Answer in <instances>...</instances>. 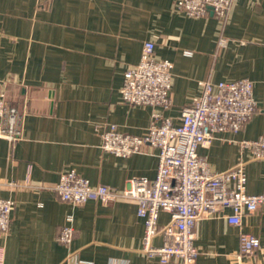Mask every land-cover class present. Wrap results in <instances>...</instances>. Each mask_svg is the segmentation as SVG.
<instances>
[{"label": "crops", "instance_id": "obj_1", "mask_svg": "<svg viewBox=\"0 0 264 264\" xmlns=\"http://www.w3.org/2000/svg\"><path fill=\"white\" fill-rule=\"evenodd\" d=\"M147 40L158 59L174 64L167 110L131 105L121 95L124 72L139 62ZM244 77L254 82L255 113L199 153L214 171L244 161L247 191L264 194V159L240 144L264 135V0H233L224 20L211 11L188 16L175 0H0V78L9 80L8 102L22 128L16 141L0 136V197L16 201L10 231L0 235L4 264H161L142 250L145 223L135 200L76 206L53 187L72 168L93 185L118 190L131 178L154 179L157 149L127 157L107 152L97 124L142 134L156 111L179 123L201 81ZM68 216L75 233L64 244L59 234ZM169 218L162 212L160 222ZM195 231L194 264H264V204L241 225L219 215L200 219ZM241 232L260 238L254 253H240Z\"/></svg>", "mask_w": 264, "mask_h": 264}, {"label": "built area", "instance_id": "obj_2", "mask_svg": "<svg viewBox=\"0 0 264 264\" xmlns=\"http://www.w3.org/2000/svg\"><path fill=\"white\" fill-rule=\"evenodd\" d=\"M232 2L175 0V7L192 17L206 16L211 11L224 20ZM228 41L221 36L219 47H225ZM173 67L171 60L155 56L152 40L145 41L139 62L124 72L123 100L131 105L169 109L173 104ZM201 84V94L183 108L179 123L156 111L142 134L121 131L115 123L97 124L101 147L107 152L127 157L149 147L157 149L159 163L154 179L131 178L124 189L118 190L107 184L93 185L72 168L63 172L53 187L62 200L76 206L92 199L102 204L135 200L138 216L145 223L142 250L149 258L159 259L161 264L196 262L200 251L195 226L200 219L221 215L231 224L241 225L244 215L264 204V194L247 191L244 161L227 170L214 171L207 158L199 153V148L208 145L217 133H237L252 117L257 109L254 82L244 77L219 82L203 80ZM8 86L9 80L0 78V136L16 141L22 137L21 118L17 108L8 102ZM240 144L252 152V158L264 159V135L242 140ZM15 207L14 199L0 197V235L9 233ZM162 212L170 216L165 223L160 222ZM72 219L67 217L59 234L64 244H70L74 238ZM159 235L164 241L157 245L155 238ZM260 246L259 237L241 232V254H252ZM0 264H4L2 250Z\"/></svg>", "mask_w": 264, "mask_h": 264}]
</instances>
